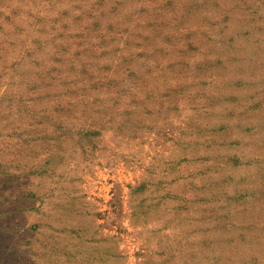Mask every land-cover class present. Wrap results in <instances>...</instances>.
Listing matches in <instances>:
<instances>
[{
    "label": "rangeland",
    "instance_id": "rangeland-1",
    "mask_svg": "<svg viewBox=\"0 0 264 264\" xmlns=\"http://www.w3.org/2000/svg\"><path fill=\"white\" fill-rule=\"evenodd\" d=\"M0 264H264V0H0Z\"/></svg>",
    "mask_w": 264,
    "mask_h": 264
}]
</instances>
